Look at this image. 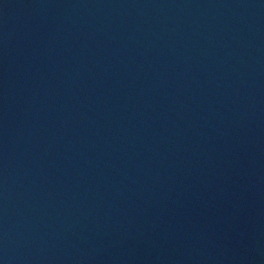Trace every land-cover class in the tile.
Masks as SVG:
<instances>
[{
	"label": "water",
	"instance_id": "obj_1",
	"mask_svg": "<svg viewBox=\"0 0 264 264\" xmlns=\"http://www.w3.org/2000/svg\"><path fill=\"white\" fill-rule=\"evenodd\" d=\"M0 264H264V0H0Z\"/></svg>",
	"mask_w": 264,
	"mask_h": 264
}]
</instances>
